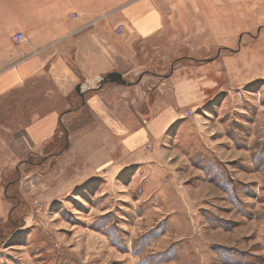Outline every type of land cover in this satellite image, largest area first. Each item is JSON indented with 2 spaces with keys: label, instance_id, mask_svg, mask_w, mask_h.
Returning a JSON list of instances; mask_svg holds the SVG:
<instances>
[{
  "label": "rangeland",
  "instance_id": "obj_1",
  "mask_svg": "<svg viewBox=\"0 0 264 264\" xmlns=\"http://www.w3.org/2000/svg\"><path fill=\"white\" fill-rule=\"evenodd\" d=\"M248 23L209 22L158 70L177 69L165 82L175 118L114 176L78 179L80 155H57L63 134L28 135L37 87L0 95V264H264V31L241 38ZM210 44L241 49L183 66Z\"/></svg>",
  "mask_w": 264,
  "mask_h": 264
},
{
  "label": "crops",
  "instance_id": "obj_2",
  "mask_svg": "<svg viewBox=\"0 0 264 264\" xmlns=\"http://www.w3.org/2000/svg\"><path fill=\"white\" fill-rule=\"evenodd\" d=\"M261 10L264 0H0V95L27 96L37 87L41 105L26 125L28 135L63 134L57 155L64 148L80 155L78 179L103 170L114 176L150 156L175 118L165 82L177 69L167 76L158 70L223 16L240 15L249 21L236 29L241 38L258 39L255 29L264 31V22L252 15ZM17 32L26 39L14 41ZM236 44L217 55L210 44L198 58L185 56L191 63L183 66L199 70L220 55L231 58L241 49ZM109 72L130 84L99 85Z\"/></svg>",
  "mask_w": 264,
  "mask_h": 264
},
{
  "label": "water",
  "instance_id": "obj_3",
  "mask_svg": "<svg viewBox=\"0 0 264 264\" xmlns=\"http://www.w3.org/2000/svg\"><path fill=\"white\" fill-rule=\"evenodd\" d=\"M107 82H112V83H119V84H123V85H129L130 83L126 81L125 78H123V76L121 75V73L119 72H109L107 73L104 77H102L98 84L102 85L104 83ZM75 91L79 92L80 91V86L77 85L75 88Z\"/></svg>",
  "mask_w": 264,
  "mask_h": 264
},
{
  "label": "built area",
  "instance_id": "obj_4",
  "mask_svg": "<svg viewBox=\"0 0 264 264\" xmlns=\"http://www.w3.org/2000/svg\"><path fill=\"white\" fill-rule=\"evenodd\" d=\"M121 30H122V26L119 25V26L117 27V31L120 32ZM13 39H14V41H23V40H25L26 38H25V36H24V34H23L22 32H17V33L13 36Z\"/></svg>",
  "mask_w": 264,
  "mask_h": 264
}]
</instances>
